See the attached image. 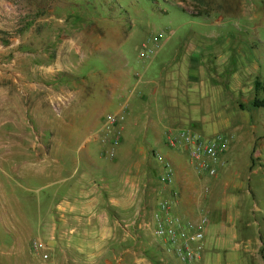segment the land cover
I'll return each mask as SVG.
<instances>
[{"label": "rangeland", "instance_id": "rangeland-1", "mask_svg": "<svg viewBox=\"0 0 264 264\" xmlns=\"http://www.w3.org/2000/svg\"><path fill=\"white\" fill-rule=\"evenodd\" d=\"M215 48L220 55L212 54ZM184 54L193 58L195 71L208 69L217 78L212 81L220 92L204 95L215 101L209 112L197 102L208 78L189 76L187 82L177 75ZM140 76L159 82L161 92L189 86V105L173 113L202 137L227 140L217 169H241L249 192L242 202H227L234 217L228 225L248 230L251 244L242 254L222 255L220 264H264V106L252 104L264 99V0H0V264H73L58 238V218L67 208L60 204L65 199L58 200L76 176L97 184L95 154L118 160V146L110 156L100 141L104 117L122 114L120 146L128 117L122 109L138 103ZM225 117L228 127L214 126ZM127 152H133L129 145ZM228 174L221 180L234 176ZM173 180L154 177L161 189L151 195L148 182L140 202V191L132 190L128 214L116 206L120 231L101 261L78 253L74 263L187 264L161 245L151 227L160 201L179 215ZM198 251L195 264H204L202 244Z\"/></svg>", "mask_w": 264, "mask_h": 264}, {"label": "crops", "instance_id": "crops-1", "mask_svg": "<svg viewBox=\"0 0 264 264\" xmlns=\"http://www.w3.org/2000/svg\"><path fill=\"white\" fill-rule=\"evenodd\" d=\"M188 45L189 42L185 47H189ZM211 52L214 56L219 54V50L216 48ZM188 55H182L181 71H178L177 75L187 82H189V76L200 81L203 78H208L207 87L202 86L203 89H199L202 97L197 102L198 105H205L209 112L212 108L210 103L215 101H211L209 95L204 99V95L207 92L215 96L220 92V87L213 84L215 81H212L217 78L208 69L195 71L196 63ZM204 60L206 62L209 59ZM215 62L224 63L223 60H215ZM141 77L139 79L138 103L124 105L125 109L124 107L122 109L125 115L128 114V117L125 120L124 142L117 147L118 160L114 159V162H111L102 155L95 154L96 166L92 167L94 173L92 178L97 180V184L88 186L86 176L81 175L80 178L76 176L73 184L67 185L66 196H61L58 200L59 204L60 200L65 199L60 204L67 207L64 215L58 218V238L66 260L71 259L72 263L76 264L74 263L76 255L82 253L84 257L90 258L91 262L101 261V254L110 244L115 243L116 233L120 231L115 225L116 206L122 207L128 214L134 199L132 190L140 191L138 198L140 202L145 189L142 187L147 186L148 182L153 183L151 195L161 189V184L154 181V177L159 178L163 170L162 165L154 157L155 151L160 152L170 162L173 169L174 183L172 185L179 195L176 199L179 205L177 210L179 215L191 220H197L202 215H206L208 218L205 237L202 241L204 264H214L215 259L220 264L222 255L242 254L250 248L248 230L244 231L241 228L236 229L228 225L234 217L227 210L226 205L227 202H242L244 193L249 195L244 182L248 175L237 168H233L231 171L218 168L215 176H207L196 171L185 148L168 146L165 143L166 132H164L167 127L175 128V130L188 129L200 137L203 136L200 130L192 129L189 124H182L173 113L178 105H189V86L181 93H177V90L161 92L159 82L149 80V77L145 80ZM147 80H149V85H143V82ZM236 82L239 88L243 87L241 82ZM41 103L44 105L43 94ZM190 103L192 107L197 105L193 101ZM45 105H48V95ZM134 113H137L136 118L129 117ZM227 120L226 117L220 121L216 120L214 126L228 127ZM151 142H155L159 147H155ZM128 145L131 147L132 153L127 152ZM127 155H135L136 160H131L132 157L124 160V156ZM254 171L256 172V170ZM225 172L226 175L233 173L234 176H225L227 179L221 180V176ZM95 180H92V183ZM78 213L88 215L81 219ZM235 217L236 219L240 218L238 211H236ZM138 236L143 235L139 232ZM85 238L91 239L88 241L84 240ZM256 243L257 240H254V245ZM84 247H89V249L85 250ZM59 264L67 263L60 262Z\"/></svg>", "mask_w": 264, "mask_h": 264}, {"label": "built area", "instance_id": "built-area-1", "mask_svg": "<svg viewBox=\"0 0 264 264\" xmlns=\"http://www.w3.org/2000/svg\"><path fill=\"white\" fill-rule=\"evenodd\" d=\"M121 119H123L121 113H107L104 117L100 141L108 144L107 153L110 156L114 155L119 144L116 125ZM165 143L170 147L185 148L196 171L207 176L217 174L219 156L227 147V140L221 135H217L213 140H206L188 129L168 130L165 133ZM154 157L163 167L159 179L171 183L173 169L170 162L158 151L154 152ZM172 194L176 196L178 191L174 190ZM169 206L167 200L158 203L157 210L152 215V231L171 255L187 264H195L198 249L206 233L208 218L206 215L200 216L197 220L184 218L170 213Z\"/></svg>", "mask_w": 264, "mask_h": 264}, {"label": "trees", "instance_id": "trees-1", "mask_svg": "<svg viewBox=\"0 0 264 264\" xmlns=\"http://www.w3.org/2000/svg\"><path fill=\"white\" fill-rule=\"evenodd\" d=\"M263 87H264V84H263ZM252 104H253L254 106H257V107H259V106H264V99H263V98L255 97V98L253 99V101H252Z\"/></svg>", "mask_w": 264, "mask_h": 264}]
</instances>
